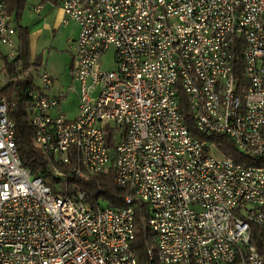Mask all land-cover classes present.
Masks as SVG:
<instances>
[{
    "label": "built area",
    "instance_id": "1",
    "mask_svg": "<svg viewBox=\"0 0 264 264\" xmlns=\"http://www.w3.org/2000/svg\"><path fill=\"white\" fill-rule=\"evenodd\" d=\"M61 10L79 28L77 112H61L46 72L27 94L57 182L21 165L0 81V264H138L134 205L155 243L145 264H264V0H61ZM14 34L0 0V43L13 49ZM218 137L243 161L221 154ZM111 169L122 207L95 208L70 183Z\"/></svg>",
    "mask_w": 264,
    "mask_h": 264
},
{
    "label": "trees",
    "instance_id": "2",
    "mask_svg": "<svg viewBox=\"0 0 264 264\" xmlns=\"http://www.w3.org/2000/svg\"><path fill=\"white\" fill-rule=\"evenodd\" d=\"M27 0H5L7 13L12 19L20 39V47L17 56L22 59V68L17 70L13 67L14 62H8L6 59V72L8 74V83L3 88V95L7 102V116L12 121L14 127V142L21 165L27 168L33 176H42L46 183L57 182L51 176L49 166V155L42 153L34 144V130L31 124L30 116L32 112L31 98L28 92L37 88L32 75L27 69L30 67V50L28 46V30L20 25L21 12ZM59 3L60 0H53ZM35 69L42 66L41 63L34 64ZM235 75L242 78V63L240 58L236 60ZM14 79V80H13ZM181 114L187 128L195 132L194 122L192 120L188 106L181 103ZM213 143L219 148L224 156L231 157L236 161H243V157L237 152L234 145L228 137H218ZM114 146V144L111 143ZM114 170L108 174H96L90 177L88 181L72 179L70 183L75 185V191H82L86 195V201L93 207L107 206L112 204L115 207L123 206L124 191L118 188L113 181ZM74 191V192H75ZM135 237L132 242V248L135 251L138 264H145L147 253L150 249H155L154 238L147 226L148 216L143 206H135Z\"/></svg>",
    "mask_w": 264,
    "mask_h": 264
},
{
    "label": "rangeland",
    "instance_id": "3",
    "mask_svg": "<svg viewBox=\"0 0 264 264\" xmlns=\"http://www.w3.org/2000/svg\"><path fill=\"white\" fill-rule=\"evenodd\" d=\"M39 3L38 0H27L20 17V25L28 30L32 55L41 58L42 66L34 74L38 75L41 70H45L54 79L48 94L54 96L60 92L64 93L66 96L60 108L66 116L72 117L77 112L78 84L72 80L71 46L78 36L79 28L73 21L66 25L60 24L62 13L59 4H43L40 12L36 13L34 7ZM0 49L3 54L10 52V48L4 46H0ZM99 64L107 71L115 69L112 47L101 55ZM69 86L73 87L72 91H68ZM56 189H60V185Z\"/></svg>",
    "mask_w": 264,
    "mask_h": 264
},
{
    "label": "crops",
    "instance_id": "4",
    "mask_svg": "<svg viewBox=\"0 0 264 264\" xmlns=\"http://www.w3.org/2000/svg\"><path fill=\"white\" fill-rule=\"evenodd\" d=\"M40 3L38 4V5H35V7L36 6H40L41 7V9H42V5L43 4H49V3H51L52 5H57V4H59V6H60V12L62 13V10H61V0L59 1V3H56V2H54L53 0H38ZM34 7V8H35ZM40 9V10H41ZM35 11V10H34ZM36 12V11H35ZM40 12V11H39ZM38 12V13H39ZM37 13V12H36ZM10 18V17H9ZM62 18H63V13H62ZM62 20V19H61ZM10 21L12 22V19H10ZM70 22V21H69ZM68 22V23H69ZM67 23V24H68ZM12 24H13V22H12ZM60 24L61 25H63L62 24V22H60ZM13 26H14V24H13ZM15 28V27H14ZM13 40H14V44H15V47L12 49V47H9V46H7V45H5V44H2V43H0V46H4V47H7V48H10V52L8 53V54H3V52L1 51V49H0V63H1V71H0V73H1V77H0V81H5L6 82V84L8 83V74H7V72H6V61H5V59L8 61V62H14V65H13V67L16 69V71L17 70H19V69H21L22 68V59H20L18 56H17V54H18V49H19V47H20V39H19V35H18V31H16V29H15V34H14V36H13ZM75 41V40H74ZM28 46H29V50H30V45H29V36H28ZM71 53H72V51H71ZM13 54H15V58H12L11 56L13 55ZM30 59H29V61H30V67L27 69V71L28 72H30L31 73V75H32V78H33V81L35 82V84H36V86H37V88L36 89H38V87L40 86V82H39V77H40V74L42 73V72H46L45 70H41V72H40V74H38V75H35L34 74V72L36 73V72H38L39 71V68L38 69H35V66H34V64L36 65L37 63H41V58L40 57H37V56H35V55H32V53H31V50H30ZM41 65H42V63H41ZM39 67H41V66H39ZM72 68H73V54H72V65H71V71H72ZM47 73V72H46ZM14 80V79H13ZM35 89V90H36ZM60 93H62V92H60ZM59 94V93H58ZM64 94V93H63ZM66 95L64 94V97H65ZM65 99V98H64ZM63 99V100H64ZM61 106V105H60ZM60 110H61V108H60ZM62 112V111H61ZM63 114H65L64 112H62ZM65 116H66V114H65ZM75 116V115H74ZM74 116H72V117H68V116H66L68 119H71V118H73Z\"/></svg>",
    "mask_w": 264,
    "mask_h": 264
}]
</instances>
